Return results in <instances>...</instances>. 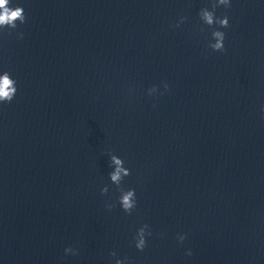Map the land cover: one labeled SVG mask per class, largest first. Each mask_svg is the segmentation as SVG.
Listing matches in <instances>:
<instances>
[{
    "label": "clouds",
    "instance_id": "clouds-1",
    "mask_svg": "<svg viewBox=\"0 0 264 264\" xmlns=\"http://www.w3.org/2000/svg\"><path fill=\"white\" fill-rule=\"evenodd\" d=\"M10 0H0V29L8 27L11 29H15L17 27V21H19L20 24H24L26 21L24 9L20 6L17 7H10ZM224 6V7H230V0H214L212 3V9L209 10L207 7L201 8L199 12L200 19L203 21L204 24L208 26L218 25L219 28H227L229 27V19L227 15L223 16L222 18L216 17L215 15V9L218 6ZM187 17H181L180 23H183L184 20H186ZM179 26V23L176 25ZM214 43H210L209 47L213 51H221L223 52L225 50L224 48V39H225V33L214 29L211 33ZM22 36V34H21ZM168 84H164L165 91L168 90ZM157 89L155 86L153 88L149 89V94H153L156 92ZM17 88H16V81L11 77L10 73L7 71H4L2 74H0V103H10L14 96L16 95ZM163 93H161L162 95ZM110 155V166H115L114 170L109 173L110 181L117 186V190L120 192L119 196V204L121 205L122 209L125 213L131 214V212L136 207V191L135 189H128L124 190L120 187L122 180L124 177H127L131 175V170L124 167V161L119 158L118 156L109 153ZM109 191L108 186L105 185L101 189V194L105 195ZM106 208L110 211L114 205L112 204H106ZM151 231L149 230V226L147 224L141 226L136 233L135 236V247L143 251L146 247V235L151 236ZM185 239V235L178 236L179 241H183ZM65 253H72L73 255L76 254V252L72 248H66ZM112 255H115V253H112ZM187 255H192L191 251L189 250L187 252ZM127 258H125L126 260ZM116 264H125V261L122 260H116Z\"/></svg>",
    "mask_w": 264,
    "mask_h": 264
}]
</instances>
